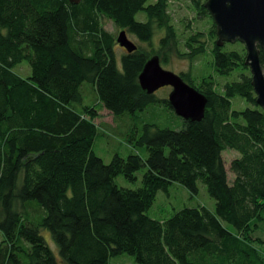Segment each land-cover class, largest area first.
<instances>
[{"label": "trees", "instance_id": "obj_1", "mask_svg": "<svg viewBox=\"0 0 264 264\" xmlns=\"http://www.w3.org/2000/svg\"><path fill=\"white\" fill-rule=\"evenodd\" d=\"M188 1L200 18H211L202 0ZM164 5L0 0V264H110L122 255L136 264H264V250L254 245L264 247V240L252 236L264 225V113L244 46L214 44L219 77L241 71L219 91L211 77L193 85L189 74L179 75L207 105L200 122L178 117L170 129L141 122L145 115L154 119L156 106L173 112L167 99L147 95L138 84L145 63L159 52L137 46L117 57L114 39L104 32L102 20H108L151 47L156 30L166 28L159 41L164 49L169 40L175 44ZM23 62L31 69L27 78L13 71ZM259 62L264 77L262 50ZM84 94L91 104H84ZM234 100L247 107L233 109ZM98 107L118 121L120 132L108 135L94 123ZM100 137H119L134 152L104 163L93 150ZM225 151L238 154L229 165L232 182ZM141 170L140 187L115 184L118 176L134 183ZM199 183L215 201L213 211L185 207L164 221L147 215L159 191L176 184L195 196Z\"/></svg>", "mask_w": 264, "mask_h": 264}, {"label": "rangeland", "instance_id": "obj_2", "mask_svg": "<svg viewBox=\"0 0 264 264\" xmlns=\"http://www.w3.org/2000/svg\"><path fill=\"white\" fill-rule=\"evenodd\" d=\"M207 0H202L205 3ZM166 17L165 24L170 27L175 38V44L169 40L168 45L162 49L159 47V41L165 37L167 33L166 28L156 30L151 42V47L147 44L140 43L134 36L128 35V39L133 42L140 49L147 52L152 49L154 52H159V59L162 60L161 67L164 70L173 72L174 74H189L191 84L201 85L202 81L211 77L215 82V88L219 91L227 83L238 81L241 76V71L235 70L229 78L219 77L214 69V44H216V34H213V21L208 16L199 17L198 12L188 0H164ZM137 21L145 20L142 14L135 16ZM104 32L114 39V47L117 57L123 55L122 50L116 42L119 33L122 31L115 26L111 21L102 20ZM196 36L200 37L199 45H193L191 39ZM200 46V47H198ZM202 49V54L195 56L194 53ZM225 50H237L241 51L242 47L238 43H227ZM245 50V48H244ZM157 55V54H156ZM246 57V51H245ZM163 61L164 64H163ZM14 73L21 78H27L31 75V69L27 62H23L17 65L13 69ZM249 77L251 75L249 72ZM170 88H162L155 92V97L160 100L168 99L170 94ZM84 104H91L89 94H84ZM232 108L236 110H243L247 107L245 103L238 100L232 101ZM97 116L94 119V123L100 128L104 127L108 135L114 132H120L118 121H115L112 115L106 110L98 107ZM154 112V119L150 115H145L141 122L146 123H158L163 127L175 129L179 125V118L171 111H167L162 106H156L150 112ZM153 114V113H152ZM93 150L95 154L100 157L104 163H109L112 156L118 153L121 157H127L134 151L130 146L126 145L119 137H100L94 142ZM142 156H145V151H139ZM238 157V154L234 151L223 152V160L225 162V168L228 174L229 182H232L234 176L229 171V165L231 161ZM142 170L136 174V181L134 183L127 182L122 176H118L115 179V184L124 188H137L141 185ZM202 205L208 210L213 211L215 207V201L207 194L206 188L202 184H198V194L193 196L183 187L173 184L167 193L159 191L152 207L147 212V215L155 220L164 221L170 218L175 212L187 207H195ZM42 235L46 239L49 247L54 252L56 251V245L53 242L50 233L47 230H42ZM252 236L264 240V225L258 224L254 229ZM259 252L263 253L264 247L259 243L254 244ZM110 264H136L135 261L127 255H122L110 260Z\"/></svg>", "mask_w": 264, "mask_h": 264}, {"label": "water", "instance_id": "obj_3", "mask_svg": "<svg viewBox=\"0 0 264 264\" xmlns=\"http://www.w3.org/2000/svg\"><path fill=\"white\" fill-rule=\"evenodd\" d=\"M68 1L77 5L81 0ZM204 8L215 25L217 47L236 42L244 46L245 66L249 68L256 104L264 113V77L259 62V52H264V0H207ZM116 42L127 53L137 50L125 31L119 33ZM138 84L147 95L170 88L167 101L177 117L190 122L204 118L207 99L179 75L164 70L158 56L147 60L138 76Z\"/></svg>", "mask_w": 264, "mask_h": 264}, {"label": "flooded vegetation", "instance_id": "obj_4", "mask_svg": "<svg viewBox=\"0 0 264 264\" xmlns=\"http://www.w3.org/2000/svg\"><path fill=\"white\" fill-rule=\"evenodd\" d=\"M123 50V48H121Z\"/></svg>", "mask_w": 264, "mask_h": 264}]
</instances>
